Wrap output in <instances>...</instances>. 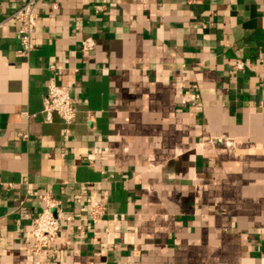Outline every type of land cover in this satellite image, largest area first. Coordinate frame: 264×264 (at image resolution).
I'll list each match as a JSON object with an SVG mask.
<instances>
[{
	"label": "crops",
	"instance_id": "obj_1",
	"mask_svg": "<svg viewBox=\"0 0 264 264\" xmlns=\"http://www.w3.org/2000/svg\"><path fill=\"white\" fill-rule=\"evenodd\" d=\"M29 1L0 0V264H264V0H35L22 57ZM47 192L74 219L37 254Z\"/></svg>",
	"mask_w": 264,
	"mask_h": 264
},
{
	"label": "built area",
	"instance_id": "obj_2",
	"mask_svg": "<svg viewBox=\"0 0 264 264\" xmlns=\"http://www.w3.org/2000/svg\"><path fill=\"white\" fill-rule=\"evenodd\" d=\"M11 18L19 24L17 38L20 41L21 48L18 50V55L22 57L28 56L34 49L32 34L39 18L35 10V0L20 6L11 14ZM50 67L55 70L54 65ZM236 67L241 69L244 64L239 62ZM77 112V103L72 97L69 88L58 84L55 76L51 77L47 82L43 108L40 111L43 120L50 123L55 116H58L65 125V133L70 134V126L74 123ZM30 116L36 117L38 114H30ZM89 119H93V114H89ZM20 137L27 139L28 134L20 133ZM41 198L45 204L38 214L32 218L33 225L30 231L34 239L32 251L37 254L48 250L59 237L64 220L72 221L74 219L73 216L64 214L60 203L53 198L50 192L42 195ZM104 211V206L94 204L90 211L92 220L97 222L98 218L104 214Z\"/></svg>",
	"mask_w": 264,
	"mask_h": 264
}]
</instances>
